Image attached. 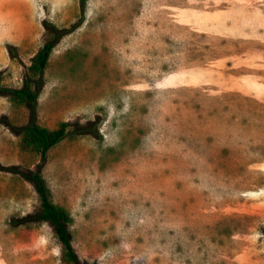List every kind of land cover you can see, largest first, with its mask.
<instances>
[{
	"label": "rangeland",
	"instance_id": "rangeland-1",
	"mask_svg": "<svg viewBox=\"0 0 264 264\" xmlns=\"http://www.w3.org/2000/svg\"><path fill=\"white\" fill-rule=\"evenodd\" d=\"M85 4L82 12V4ZM42 126L98 122L43 176L74 219L80 264H264V0H0V84L21 88L47 39ZM17 50L18 58L11 55ZM0 96V264H62Z\"/></svg>",
	"mask_w": 264,
	"mask_h": 264
},
{
	"label": "trees",
	"instance_id": "trees-1",
	"mask_svg": "<svg viewBox=\"0 0 264 264\" xmlns=\"http://www.w3.org/2000/svg\"><path fill=\"white\" fill-rule=\"evenodd\" d=\"M84 9L85 4L83 3L82 12H84ZM44 26L48 37L43 47L32 58L31 66L24 77V85L21 88H12L0 84L1 97L7 98L13 104L26 105L29 110V121L26 125H9V129L13 134L20 137L23 151L36 153L41 158L36 170H23L17 166L9 170L11 173L20 175L31 183L41 201V207L38 212L29 214L22 219L14 220L13 224L21 226L35 222L49 223L63 246L61 263L80 264L70 231L74 219L66 208L54 203L52 191L43 176V168L47 163L48 153L51 149L69 138H76L82 135L98 137L99 128L97 121H91L86 124L63 122L55 129L44 127L40 124L37 109L38 100L46 84L45 73L50 57L57 44L74 31L79 24L71 29H60L48 23ZM10 52L14 59L18 58L15 48H12Z\"/></svg>",
	"mask_w": 264,
	"mask_h": 264
}]
</instances>
